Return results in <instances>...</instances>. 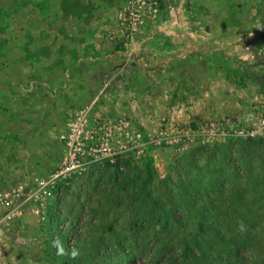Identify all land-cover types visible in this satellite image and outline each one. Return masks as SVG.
Returning a JSON list of instances; mask_svg holds the SVG:
<instances>
[{"label":"rangeland","instance_id":"374dc122","mask_svg":"<svg viewBox=\"0 0 264 264\" xmlns=\"http://www.w3.org/2000/svg\"><path fill=\"white\" fill-rule=\"evenodd\" d=\"M45 1L0 0V264H264V141L159 139L264 96V0H169L132 56L154 73L73 72L70 88L65 73L39 70ZM98 74L123 77L125 88L108 92L122 101L99 97ZM76 111L86 138L103 122L132 120L154 142L138 159L75 177L57 201L37 199Z\"/></svg>","mask_w":264,"mask_h":264},{"label":"built area","instance_id":"2783aa9c","mask_svg":"<svg viewBox=\"0 0 264 264\" xmlns=\"http://www.w3.org/2000/svg\"><path fill=\"white\" fill-rule=\"evenodd\" d=\"M168 5L169 0H119L116 16L120 34L117 39L122 48L135 44L142 31L160 20ZM72 120L68 132L62 137L65 143L63 161L50 175L38 180L37 199L57 201L63 197L64 186L75 177L87 170L119 165L125 159H138L144 155L146 146L154 142L148 138L144 127L132 120L103 122L96 133L87 138L84 135L83 113L76 111ZM163 128L165 131L167 126L164 124ZM173 129V136L165 134V131L159 139H172L174 143H209L215 140L249 141L264 138V96L250 111L239 112L222 122L177 124ZM14 197L20 198L21 193H16Z\"/></svg>","mask_w":264,"mask_h":264},{"label":"crops","instance_id":"0c3cea01","mask_svg":"<svg viewBox=\"0 0 264 264\" xmlns=\"http://www.w3.org/2000/svg\"><path fill=\"white\" fill-rule=\"evenodd\" d=\"M57 1L44 2L50 4L47 5L52 14L49 22L46 18L47 15L42 12L44 7L37 9L41 14L38 16V20H43L44 29L47 28L42 44L48 49V54H43L42 61L38 62L40 71L65 73V77L60 82L66 88L73 80L76 81L72 78L73 72H92L93 70L111 73L140 70L150 74L155 72L150 61H145L144 58L138 60L132 58V56H138L135 52L138 44L148 38V32L152 25L142 31L138 41L132 46L131 56H129L130 53L124 54L126 49L122 48L117 39L120 34L116 16L118 0H59L58 4ZM223 1L218 0L216 5L222 6ZM160 22L163 21L159 20L157 23ZM150 53L152 51L147 49L143 56L149 58ZM165 67L169 68L168 65L163 68ZM122 78L103 80L98 74L93 76L91 81L98 84L99 97L103 95V98H108L110 100L108 102L113 103L122 101L123 93L116 90L115 98L117 100L111 101L108 92L113 87L125 88L126 82ZM158 79H162V77H158ZM141 86L144 89L154 88L149 83L145 86L141 84ZM70 92L68 91V94ZM145 96L146 98L152 97V90H146Z\"/></svg>","mask_w":264,"mask_h":264},{"label":"trees","instance_id":"16d2710c","mask_svg":"<svg viewBox=\"0 0 264 264\" xmlns=\"http://www.w3.org/2000/svg\"><path fill=\"white\" fill-rule=\"evenodd\" d=\"M255 140H257V139H255ZM254 140H249V141H247V142H253ZM258 142H263L264 141V138H259L258 140H257ZM256 142V141H255Z\"/></svg>","mask_w":264,"mask_h":264}]
</instances>
